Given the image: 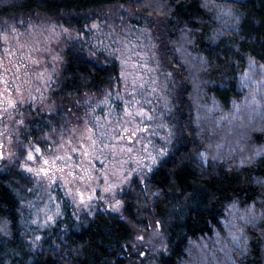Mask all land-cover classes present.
<instances>
[{"label":"trees","instance_id":"obj_1","mask_svg":"<svg viewBox=\"0 0 264 264\" xmlns=\"http://www.w3.org/2000/svg\"><path fill=\"white\" fill-rule=\"evenodd\" d=\"M118 3L161 19L174 74L171 148L143 182H130L121 215L76 222L66 209L40 251L21 234L20 175L0 171V264H127L129 241L150 221L166 237L157 264H264V153L255 155L264 148V0H0V19L41 14L80 27ZM64 58L56 112L33 117L29 134L119 79L115 61L94 62L81 48Z\"/></svg>","mask_w":264,"mask_h":264},{"label":"rangeland","instance_id":"obj_2","mask_svg":"<svg viewBox=\"0 0 264 264\" xmlns=\"http://www.w3.org/2000/svg\"><path fill=\"white\" fill-rule=\"evenodd\" d=\"M160 25L121 3L93 11L80 27L41 14L0 19V171L20 175L21 234L33 251L48 247L43 241L67 210L76 222L98 212L121 215L130 182H143L170 150L174 74L162 58ZM68 48L97 63L115 61L119 79L73 101L61 122L29 134L33 117L56 112ZM128 244L127 264H157L167 250L157 221Z\"/></svg>","mask_w":264,"mask_h":264},{"label":"snow or ice","instance_id":"obj_3","mask_svg":"<svg viewBox=\"0 0 264 264\" xmlns=\"http://www.w3.org/2000/svg\"><path fill=\"white\" fill-rule=\"evenodd\" d=\"M254 64H255L254 59H253L252 57H249V65H250V67H251L252 65H254ZM245 75H247V74H245ZM21 123H22V121H21ZM144 130H148V129H147V125H145V129H144ZM101 135H105V133H101ZM132 135H135V132H133ZM89 139H91V136H89ZM92 143L95 144L96 141L93 140ZM36 151H39V149H37ZM129 151H131V149H129ZM261 153H264V148L259 149V150L255 153V155L259 156V155H261ZM161 154H163V150H161ZM201 155H203V154H201ZM32 158H33V157H32L31 154H30V155H29V159H32ZM150 159H152L153 163H155V158H150ZM45 163H48V161H45ZM242 163H243V162H242ZM41 171H44V170L41 169Z\"/></svg>","mask_w":264,"mask_h":264}]
</instances>
